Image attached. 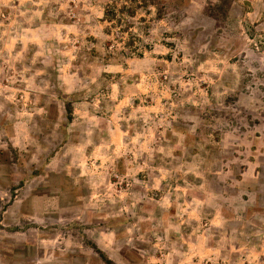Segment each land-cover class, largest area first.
Segmentation results:
<instances>
[{
	"label": "rangeland",
	"instance_id": "374dc122",
	"mask_svg": "<svg viewBox=\"0 0 264 264\" xmlns=\"http://www.w3.org/2000/svg\"><path fill=\"white\" fill-rule=\"evenodd\" d=\"M0 264H264V0H0Z\"/></svg>",
	"mask_w": 264,
	"mask_h": 264
}]
</instances>
